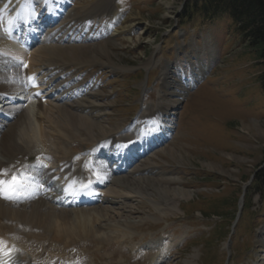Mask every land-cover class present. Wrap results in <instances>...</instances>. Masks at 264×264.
Wrapping results in <instances>:
<instances>
[{
    "label": "rangeland",
    "instance_id": "1",
    "mask_svg": "<svg viewBox=\"0 0 264 264\" xmlns=\"http://www.w3.org/2000/svg\"><path fill=\"white\" fill-rule=\"evenodd\" d=\"M6 1L0 0V11L11 20L0 26V40L2 43L7 40L4 44L11 45L8 40L17 35L10 26L15 15L14 9L3 7ZM35 1L26 4L32 18L26 24L35 28L42 26L44 32L60 24L61 19L53 26L47 21L43 24L39 2ZM97 1L70 0L67 4L73 8ZM186 1L110 0L117 13L120 11L118 21L110 24V28L122 31L111 38V59L115 66L71 63L67 74L79 76V84L92 82L95 88L102 89L100 101L107 105L109 124L123 126L115 139L131 137V134L138 136L130 127L146 109L147 121L143 124L145 129L152 127L149 135L157 132V126L163 130L157 119L167 118L164 125L170 127V132L164 146L174 148L181 156L177 154L173 159L167 152H157L151 159L158 169L148 168L140 174L165 187H182L191 196L179 200L180 210L163 215L148 201L139 197L132 202L129 199L127 210L123 208L119 216L106 217L96 227L105 230L109 223L129 221L135 225L133 236L110 238L106 245L103 243V248L94 239L80 240L66 248L64 256L55 255L50 264H264V253L257 243L264 231V186L257 178L264 168V92L260 84L264 64L245 45L228 12L211 21L194 14L182 18ZM20 9L25 10L24 2ZM101 19L109 21L105 16ZM101 19L97 14L92 15L97 30L107 29ZM76 23L81 25L80 21ZM38 47L35 41L27 52L14 50V57L5 51L0 54L15 58L16 52L22 51L23 58L29 54L35 57ZM166 64L170 67L168 75L161 78ZM8 70L5 78L0 75V81L14 79L21 73L14 64ZM184 89L187 92L181 95L182 100L165 116L164 103H173L178 98L175 92ZM55 101L46 98L38 105L30 100L24 107L32 131L37 134L38 150L42 147L40 128L50 133L54 150L62 146L46 122L48 116L54 115L47 113L40 120L43 116L40 106L51 109ZM253 120L257 127L247 131L245 124ZM144 134V141L149 140L148 133ZM82 137V132L77 133L70 146L67 145V155L76 163L83 160L85 151L91 147ZM39 152L48 150L43 147ZM147 163L145 158L138 162L141 166ZM164 176H173L179 181L168 183ZM111 186L128 191L122 186ZM153 194L158 200L157 192ZM242 197L243 207L239 209Z\"/></svg>",
    "mask_w": 264,
    "mask_h": 264
},
{
    "label": "bare ground",
    "instance_id": "2",
    "mask_svg": "<svg viewBox=\"0 0 264 264\" xmlns=\"http://www.w3.org/2000/svg\"><path fill=\"white\" fill-rule=\"evenodd\" d=\"M11 1L7 0L3 6L5 9L8 7L9 10L14 9L13 15L15 16L10 24L11 28L16 31L15 27L19 26L17 29L20 30L19 36H24L32 44L36 41L39 47L35 57L29 54L23 58L22 51H19L20 54L16 52L15 58L0 54V58L2 57L0 62L3 63L0 65V75L4 77L9 71L8 66L18 65L19 60L26 63L29 80L34 82L32 90L41 92L46 89L47 94L44 98L52 94L51 96L56 99V104L51 109L40 106L43 114L40 120H44L47 113L54 115L46 117V122L62 146L54 150L50 141L52 138L50 133L40 128L39 140L42 147L38 150L37 134L35 130L32 131L28 113L26 114L19 104L14 103L13 105L12 103L13 107L8 112L12 115L11 120L6 121L4 116L0 118V264H13L15 260L16 262L18 260L17 264H50L55 255L64 256L66 248L77 244L80 240L94 239L100 242L103 248V243L106 245L110 238L123 239L125 235L133 236L135 225L129 221L109 223L105 228L106 231L98 230L96 225L112 214L119 216L122 213L121 210L129 206L127 205L129 199L132 202L135 197L148 201L162 215L169 211L180 210L179 200L187 199L191 196V192L182 187L176 189L170 186L165 187L155 179L140 174L148 168L150 171L158 169L157 163L151 159L152 156H157V152H167L173 159H176L177 154L180 155L174 151V148L164 146L170 132V127L164 125L165 120L168 121V119L165 117L157 119L156 122L162 125L163 130H159L160 127L157 126V132L149 135L152 127L145 129L143 124L147 121L144 119L148 114V109H146L145 113L138 114L130 127L131 132L139 134L138 136L132 137L130 132L131 137L122 138L121 136L119 140L115 139L114 137L123 129V126L120 123L116 126L109 124L107 105L100 101L101 94H104L102 89L97 87L96 89L92 82L79 84L77 83L79 76L70 77L67 74V68L71 63L101 65L105 63L108 66H115L111 59V38L122 31L115 28L113 30L110 24L119 19L120 11L117 13L110 0H98L93 4L73 6V8H69L67 4L70 0H36L41 8L39 15L43 19V24L47 21L53 26L61 19L60 24L57 23L53 28H48V31L44 32L42 26L24 27L26 21L30 22L32 19L29 10L26 9L27 2L31 4V0H16V4H12ZM23 2L25 10L20 9ZM15 7L18 8V12ZM18 14L19 18L16 17ZM96 14L100 16V19L104 16L108 17L109 21L101 19L107 29L97 30L98 28L91 20L92 15ZM10 20L11 18H5L1 10L0 26L4 25V21L9 24ZM77 21H80L81 25H76ZM15 38L13 37L12 41L8 40L11 45L4 44L7 40L3 43L0 40V48L3 49L0 51L12 55L14 50L23 49L16 43ZM168 68H170L168 64L163 66L161 78L168 75ZM25 84L27 85L28 82ZM20 85L23 86V83ZM18 86L15 80L2 79L0 98H4L5 93L16 94ZM186 92L185 89L177 90L175 95L178 98L173 103H164L162 109L165 116L172 113V110L182 100L181 95ZM41 102L43 101L40 99L39 103ZM150 124L154 126L152 122ZM255 127H257L256 120L244 126L247 131ZM80 132L84 135L82 138L91 143V147L85 151V158L76 163L67 155L69 150L67 145L70 146L71 139ZM144 133H148L146 138L149 140L144 141L146 136ZM43 147L48 152H39L43 151ZM36 156H40L42 163L32 162L33 157ZM143 158L148 160L145 166L138 164ZM44 164L46 168L41 171L45 176L44 180H49L57 174L67 184L66 188L57 191L46 188L42 193L28 189L29 198L23 204L6 200L7 178L12 173L23 167L37 169ZM138 174L141 176L135 177ZM65 175L68 177L67 180L64 179ZM86 178L88 181L93 179L97 181L93 185L91 182L90 188L83 191L81 186L82 188L86 186ZM164 179L168 183L179 181L173 176ZM111 184L125 187L128 191L109 187ZM93 190H98L99 196H94ZM153 191L157 192L160 201L153 197L155 196ZM80 197L87 201L78 200ZM112 204L117 207H113ZM241 205L243 206V200L240 201V207ZM131 207L130 205L128 208ZM116 232L120 234L110 236ZM13 235H16L17 239H14ZM257 243L264 253V231H261ZM33 245L38 247L35 248Z\"/></svg>",
    "mask_w": 264,
    "mask_h": 264
},
{
    "label": "trees",
    "instance_id": "3",
    "mask_svg": "<svg viewBox=\"0 0 264 264\" xmlns=\"http://www.w3.org/2000/svg\"><path fill=\"white\" fill-rule=\"evenodd\" d=\"M226 12L236 23L245 45L264 64V0H187L181 17L188 18L194 14L204 21H211ZM260 84L264 92V70ZM257 178L264 186V168L258 172Z\"/></svg>",
    "mask_w": 264,
    "mask_h": 264
},
{
    "label": "water",
    "instance_id": "4",
    "mask_svg": "<svg viewBox=\"0 0 264 264\" xmlns=\"http://www.w3.org/2000/svg\"><path fill=\"white\" fill-rule=\"evenodd\" d=\"M183 1H185V0H183Z\"/></svg>",
    "mask_w": 264,
    "mask_h": 264
}]
</instances>
